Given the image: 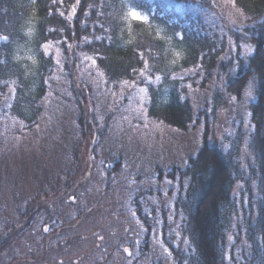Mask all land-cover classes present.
<instances>
[{
    "label": "rangeland",
    "instance_id": "374dc122",
    "mask_svg": "<svg viewBox=\"0 0 264 264\" xmlns=\"http://www.w3.org/2000/svg\"><path fill=\"white\" fill-rule=\"evenodd\" d=\"M161 1L211 26L226 44L219 60L234 56L236 65L208 79L198 68L178 75L195 112L184 131L150 117L146 87L108 84L88 58L71 69V81L57 53L42 121L31 130L16 121L0 126V264H174L172 246L187 245L175 203L190 180L168 174L185 169L206 145L234 152L238 164L232 195L240 207L227 233L224 264L259 263L250 261L251 244L239 230L252 214L247 187L259 196L258 182H247L256 88L247 84L238 97L226 90L229 75L243 65L239 59L252 51L243 33L248 19L231 0L202 4L207 7Z\"/></svg>",
    "mask_w": 264,
    "mask_h": 264
},
{
    "label": "trees",
    "instance_id": "16d2710c",
    "mask_svg": "<svg viewBox=\"0 0 264 264\" xmlns=\"http://www.w3.org/2000/svg\"><path fill=\"white\" fill-rule=\"evenodd\" d=\"M174 1L206 6L202 4L214 0ZM231 1L248 19L243 33L252 51L239 59L243 65L233 77L229 75L226 90L238 97L247 84L254 83L257 95L251 107L254 130L250 148L254 162L247 182H258L259 196L255 199L246 186L252 214L239 230H245V239L251 244L250 261L257 259L258 264H264V0ZM76 3L0 0V126L16 121L31 130L42 121L58 69L56 57H61L63 72L71 81V69L82 58H88L95 61L108 84L146 87L150 117L184 131L192 128L195 112L189 99L183 98V79L178 75L198 68L197 75L202 73L208 79L215 71L219 76L230 74L236 65L234 56L227 62L219 60L226 44L211 26L191 15L180 16L161 0H80L73 15ZM133 9L147 19H132L129 12ZM145 62L148 70L141 76ZM64 92L66 103L68 93L66 89ZM82 96L85 99L87 94ZM77 106L79 113L84 111L79 101ZM71 139V145H75L77 139ZM237 165L234 152L206 145L189 159L185 169L176 173L175 167L168 174L172 179L179 174L181 181L190 180L185 194L175 203V210L183 217L180 228L187 245L184 250L172 246L174 264L225 263L227 233L240 207L232 195Z\"/></svg>",
    "mask_w": 264,
    "mask_h": 264
},
{
    "label": "snow or ice",
    "instance_id": "6c2138e0",
    "mask_svg": "<svg viewBox=\"0 0 264 264\" xmlns=\"http://www.w3.org/2000/svg\"><path fill=\"white\" fill-rule=\"evenodd\" d=\"M79 3H80V0H77V3L73 5V8H72V14L73 15H75ZM129 14H130L131 18L134 19V20H136V21H143V20H146L147 19V17L141 15L139 12H137L134 9L133 10H130ZM2 39H7V38L5 37V38H2ZM97 39H99V37H97ZM93 63H95V61H93ZM147 70H148V65H147V62H145V67L140 70L141 76H143L144 73ZM135 71L136 70H133V72H135ZM10 91L12 92L13 95L15 94V88L10 89ZM233 99H235V97H233ZM45 230H47V229H45ZM126 251H127V249H126Z\"/></svg>",
    "mask_w": 264,
    "mask_h": 264
}]
</instances>
